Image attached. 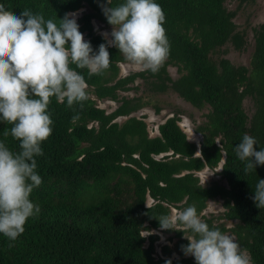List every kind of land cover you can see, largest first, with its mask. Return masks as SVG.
Listing matches in <instances>:
<instances>
[{"label":"trees","instance_id":"1","mask_svg":"<svg viewBox=\"0 0 264 264\" xmlns=\"http://www.w3.org/2000/svg\"><path fill=\"white\" fill-rule=\"evenodd\" d=\"M244 0H238V4ZM125 0H112L118 6ZM165 14L163 27L169 41V56L157 73L138 69L118 75V62L125 60L116 47H109L110 66L98 75L76 69L88 85L87 95L118 101L106 111L88 95L69 108L66 100L51 98L48 106L52 134L41 142L42 156L36 173L40 186L30 200L40 212L28 218L25 231L15 241L0 234V264H196L192 256L153 255L156 232L142 230L160 226L157 219L169 215L170 206L185 209L195 205L197 213L209 198H221L224 210L216 217L236 219L231 226L202 216L210 228L229 230L252 264H264V208L253 197L264 165L245 174L234 149L245 133L264 149V21L253 25V44L248 63L237 64L222 55L229 42L235 49L245 43L244 29L233 20L234 9L224 0H155ZM86 3L89 11L77 17L79 31L98 52L106 43L92 26L91 18L107 22L101 4L106 0H0L10 11L43 13L57 23L65 13ZM167 65L178 75L171 77ZM139 77L148 91L171 89L196 108L207 107L195 129L198 146L187 139L173 113L158 123V133L148 135L141 117L127 115L149 102L146 93L118 96V90L135 87ZM249 97L252 110L246 114L242 101ZM79 119L73 121L74 115ZM12 125L0 122L3 131ZM6 146L18 152L19 141L9 135ZM163 153L160 156L156 155ZM226 184L199 182L195 173L218 162ZM151 201L146 203V197ZM157 217V218H156ZM191 230L178 229L177 234ZM147 243L144 245V240ZM183 245L186 239H180ZM9 244L13 246L9 247Z\"/></svg>","mask_w":264,"mask_h":264},{"label":"clouds","instance_id":"2","mask_svg":"<svg viewBox=\"0 0 264 264\" xmlns=\"http://www.w3.org/2000/svg\"><path fill=\"white\" fill-rule=\"evenodd\" d=\"M100 7L113 27L110 34H102L106 43L94 52L79 31L76 13H65L57 23L29 9L16 15L0 4V122L12 125L0 140V234L10 241L17 240L28 218L40 212L29 197L42 183L34 157L43 155L41 142L53 131L51 98L66 100L69 108L80 103L82 108L88 85L76 69H87L89 76L102 73L110 66L109 47H116L131 65L154 74L169 56L165 14L155 0H125L115 7L106 0ZM79 118L78 114L72 117L73 121ZM9 135L19 141L18 152L6 146ZM256 145L257 140L245 133L235 146L237 157L245 162V174L264 165V149L257 151ZM254 191L256 207L264 208V179H259ZM157 219L162 230H178L177 225L191 230L193 235L185 236L189 242L181 250L196 264H252L249 252L233 236L210 228L194 204Z\"/></svg>","mask_w":264,"mask_h":264},{"label":"rangeland","instance_id":"3","mask_svg":"<svg viewBox=\"0 0 264 264\" xmlns=\"http://www.w3.org/2000/svg\"><path fill=\"white\" fill-rule=\"evenodd\" d=\"M224 4L228 9L235 10L233 20L236 23L237 28L244 29L245 43L241 49H235L229 42H227L221 46L220 52L233 63L247 65L253 44L251 27L261 21H264V0H244L240 4H238V0H224ZM89 10L90 9L87 4L83 3V5L76 10L69 11L68 13H76L77 18L83 12ZM91 23L93 28L100 34L105 32L110 34L112 31V25L96 17L91 18ZM108 39H111L110 35ZM138 69L141 68L131 65L125 60L118 62V75H123L129 71ZM167 71L171 77L178 75V72L173 65H167ZM130 84H134L135 87L126 90H118V96H131L144 91L146 93L145 97L149 99V102L135 110L130 111L127 115L117 116L115 118L117 121L123 120L128 115L141 117L146 124L148 135H155L158 133V123L163 121L166 116L175 113L178 116L177 123L185 132L187 139L194 142L196 146H198L200 133L195 129V126L202 119H204V112L206 111L207 107L196 108L169 88L164 91H148L145 83L139 77H136L134 81L129 83V85ZM88 95L94 99L97 106L104 108L106 111L113 109L118 103V101L109 98H97L92 93H89ZM242 104L246 114L249 115L252 110L251 99L249 97H244ZM162 154L163 153H158L156 157ZM220 164L221 161H219L218 164L213 168L203 167L200 170H197L195 173L199 178V182L202 184H207L212 181H216L226 184L225 179L219 173ZM221 200L222 199L219 197L207 199L205 201L204 207L200 210L198 215L201 218L202 216L213 215L215 217L213 221H222L225 226L228 227L231 226L234 221H236V219L216 217V215H219L224 210ZM150 201L151 199L147 196L146 203H149ZM173 209L180 210L177 207L170 206L169 215L172 214ZM177 228L183 229V226L177 225ZM149 232H156L158 234L157 239H155L153 242L154 250L152 253L155 257L169 256L174 258L178 257L180 254L186 256L181 250V246L183 244L180 239H186L185 236H192V234L188 231H183L182 233L177 234L176 230H162L160 226L151 228L149 230H142V234L145 236ZM224 233L234 237V235L229 230H225ZM188 242L189 241L187 240V244ZM146 243L147 239L144 240V245Z\"/></svg>","mask_w":264,"mask_h":264}]
</instances>
